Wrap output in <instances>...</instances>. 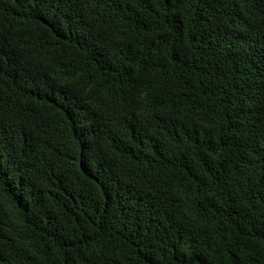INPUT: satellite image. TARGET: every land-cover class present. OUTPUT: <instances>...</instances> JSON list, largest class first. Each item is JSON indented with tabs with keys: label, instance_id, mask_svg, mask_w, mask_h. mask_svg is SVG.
I'll use <instances>...</instances> for the list:
<instances>
[{
	"label": "trees",
	"instance_id": "trees-1",
	"mask_svg": "<svg viewBox=\"0 0 264 264\" xmlns=\"http://www.w3.org/2000/svg\"><path fill=\"white\" fill-rule=\"evenodd\" d=\"M0 264H264V0H0Z\"/></svg>",
	"mask_w": 264,
	"mask_h": 264
}]
</instances>
